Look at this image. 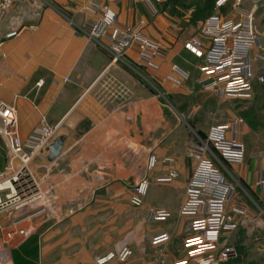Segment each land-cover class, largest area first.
I'll use <instances>...</instances> for the list:
<instances>
[{"label":"crops","instance_id":"obj_1","mask_svg":"<svg viewBox=\"0 0 264 264\" xmlns=\"http://www.w3.org/2000/svg\"><path fill=\"white\" fill-rule=\"evenodd\" d=\"M151 1L155 13L146 0H43L35 26L3 39L0 45V100L16 107L19 137L29 147L30 137L45 128L64 130L56 159L48 161L41 150L38 153L49 169L59 168L50 175L62 200L70 202L78 188L84 189L81 207L63 220H37L27 236L34 241L35 264H96L98 255L113 250L126 236L133 254L120 264L156 260L172 264L185 255L189 216L179 215L178 210L194 168L187 156L188 143L197 133L205 135L216 120L221 100L196 84L202 58L183 48L177 35L170 33L167 17L157 12L160 3ZM105 4L122 24L142 21L146 34L169 47L167 54L159 56L154 66H145L138 61L133 44L119 61L112 62L110 53L92 41L84 28L99 18ZM7 29L8 18L0 22V36ZM173 64L188 73V81L174 82L178 76L171 70ZM69 120L72 126L66 125ZM246 133L242 123L238 128L242 142ZM128 143L174 159L152 171L147 195L138 207L129 203L132 171L123 154ZM249 150L243 163H222L236 185L231 203L244 209L247 217L253 215L252 194L259 196L257 174L264 172V157H253L254 149ZM169 168L176 171L170 182L155 181ZM97 172L104 173L108 183L89 195L87 187L93 185ZM151 207L166 209L169 216L148 221ZM161 233L170 239L154 245L153 237ZM231 234L237 250L243 243V226ZM18 254L19 247L12 249V264ZM225 264H243V259L230 258Z\"/></svg>","mask_w":264,"mask_h":264},{"label":"built area","instance_id":"obj_2","mask_svg":"<svg viewBox=\"0 0 264 264\" xmlns=\"http://www.w3.org/2000/svg\"><path fill=\"white\" fill-rule=\"evenodd\" d=\"M115 2L119 0H107ZM157 2L159 0H156ZM152 13L156 12L151 0H146ZM229 2L236 6L241 0H215L214 7L222 8ZM43 0H0V22L8 18V29L0 36L3 39L17 36L26 27L33 28L40 18ZM238 10V9H237ZM235 15L214 14L204 18L198 32L191 36L185 47L202 58L198 67L200 76L196 80L202 90L211 92L221 101L243 98L250 95L254 82H263L257 75L254 61L264 62L263 46L257 36L250 11H236ZM88 37L107 50L111 61L116 62L135 44L137 59L145 66H154L155 60L167 54L169 47L152 39L143 30L142 21L122 24L117 13L103 5L99 18L85 25ZM171 70L178 77V85L188 81L189 75L178 65ZM243 119L238 116L227 118L221 123L208 126L203 138L191 139L187 156L194 161L191 177L185 187V197L179 207V215L189 216L186 222V235L183 239L185 255L172 264H225L237 253L227 243L230 234L248 223L244 209L231 203L236 193V185L229 180L224 163H243L245 147L238 136V128ZM16 107L0 100V140L6 151V163L0 170V264H12L11 252L34 229L37 220L59 222L82 205L84 189L78 188L75 198L63 207L61 196L56 193L57 184L46 173L38 180L28 163L53 137L56 127L41 130L30 137L26 147L17 132ZM131 169L129 203L138 207L147 195L151 173L159 163H172L169 156L158 157L148 148L127 144L123 150ZM253 157H264V150H254ZM176 171L169 168L157 182H170ZM256 185L264 186V172L259 171ZM104 173L97 172L93 178L95 189L107 185ZM87 189H89L87 187ZM169 216L163 208L151 207L147 212L148 221H160ZM170 239L167 233L153 237L152 243L160 245ZM133 254L130 236L120 240L115 248L95 258L96 264H120ZM146 264H163V261H150Z\"/></svg>","mask_w":264,"mask_h":264},{"label":"rangeland","instance_id":"obj_3","mask_svg":"<svg viewBox=\"0 0 264 264\" xmlns=\"http://www.w3.org/2000/svg\"><path fill=\"white\" fill-rule=\"evenodd\" d=\"M158 2L160 3V9L157 12L167 17L170 23V33H173L174 37L177 35L175 38L182 42V46L186 51L190 52L185 47L186 41L198 32V28L204 18L214 14L235 15L238 10L252 12L257 36L264 48V0H241L236 6L238 9L236 11L234 4L231 2L222 8H215L212 0H159ZM256 50L261 54L264 53V49L263 51L261 49ZM254 64L257 75L264 77V62L256 59ZM155 92V94H158L157 91ZM163 96L167 98L166 95ZM220 103L218 112L215 115L216 120L213 123L225 121L227 117H230V114L243 119V125L247 129L245 141H243L245 147L244 159L250 154L249 149L251 148L264 150V81L261 83L255 81L249 96L225 100ZM186 118L187 121H190V118ZM203 136L202 133H197L191 139L196 140L203 138ZM2 145L0 142V170H2L7 160L6 152ZM47 165V162L39 153L35 154L28 163L30 170L38 180L42 179L46 173H58V167L57 169L54 167L49 169ZM61 172L63 173V171ZM257 189L259 196L256 197L252 194L255 202L251 203L252 207H249L253 215L248 216V223L243 225L242 246L237 248L236 255L232 257L234 259H243V264H264V186L263 188L257 186ZM55 190L60 195L57 187ZM96 191L97 189L92 185L89 186L87 193L93 195ZM62 201L69 205V201ZM65 203L63 205L64 208L67 206ZM231 236L232 234L228 237V244L234 247L235 243ZM26 238L13 248L14 251L19 247V254L13 264H35L32 260L34 241L31 238Z\"/></svg>","mask_w":264,"mask_h":264},{"label":"water","instance_id":"obj_4","mask_svg":"<svg viewBox=\"0 0 264 264\" xmlns=\"http://www.w3.org/2000/svg\"><path fill=\"white\" fill-rule=\"evenodd\" d=\"M72 124V120H69L66 125L72 126ZM65 136V131L59 129L55 132L53 137L42 147L41 154L46 160L53 161L59 156Z\"/></svg>","mask_w":264,"mask_h":264},{"label":"trees","instance_id":"obj_5","mask_svg":"<svg viewBox=\"0 0 264 264\" xmlns=\"http://www.w3.org/2000/svg\"><path fill=\"white\" fill-rule=\"evenodd\" d=\"M212 2H214V0H212Z\"/></svg>","mask_w":264,"mask_h":264}]
</instances>
